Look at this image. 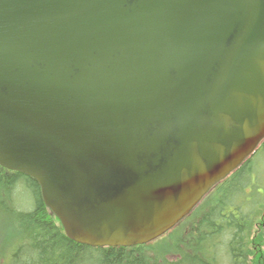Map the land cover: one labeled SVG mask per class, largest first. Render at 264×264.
<instances>
[{
    "label": "water",
    "instance_id": "95a60500",
    "mask_svg": "<svg viewBox=\"0 0 264 264\" xmlns=\"http://www.w3.org/2000/svg\"><path fill=\"white\" fill-rule=\"evenodd\" d=\"M264 139V0H0V166L67 237H161Z\"/></svg>",
    "mask_w": 264,
    "mask_h": 264
},
{
    "label": "trees",
    "instance_id": "16d2710c",
    "mask_svg": "<svg viewBox=\"0 0 264 264\" xmlns=\"http://www.w3.org/2000/svg\"><path fill=\"white\" fill-rule=\"evenodd\" d=\"M260 153L259 156L264 154V144ZM256 158L257 156L233 175L223 187L217 189L212 209L205 212L203 222L200 223L211 230L210 236L204 238V234L201 233L197 234V237L190 234V237L188 236L183 241L186 243V245L183 243L184 246H179L178 242L181 238L175 239V243L172 244L175 248L173 253L165 251L159 253L161 249H164L162 247L164 242L160 243V247L142 245L131 248H95L74 242L67 237L58 218L45 206L39 184L24 174L6 170L1 166L0 214L20 225L22 229L20 238L26 245L19 255L21 259L25 258L34 264H86L89 261L96 264H181V262L182 264H195L193 262L197 261L196 264H200V261L207 260L212 239L218 237L226 239V247L231 252V264H264V238L257 251H255L254 241L258 238H250L253 233L250 222L252 212L248 218L235 220L227 207L228 203L233 202V197L242 191V182L248 178ZM26 191L34 198L32 206L26 203L20 205L17 202V198L24 197L23 194ZM237 208L243 211L241 207ZM198 212L200 211L197 210L196 213ZM242 215L240 212L239 216ZM248 224L249 230L247 231ZM177 232L179 231L174 233ZM202 245L203 248L199 251L198 247ZM153 251L156 256H149ZM168 255H178L180 259L170 262ZM13 261H19V256H13Z\"/></svg>",
    "mask_w": 264,
    "mask_h": 264
},
{
    "label": "rangeland",
    "instance_id": "374dc122",
    "mask_svg": "<svg viewBox=\"0 0 264 264\" xmlns=\"http://www.w3.org/2000/svg\"><path fill=\"white\" fill-rule=\"evenodd\" d=\"M258 156L259 154L257 155V157ZM23 195L24 197L17 198L18 204L23 205L24 203H26L27 205L32 206L34 203L33 196L28 191L24 192ZM232 203L234 204L232 208L242 207L247 211L243 213V216L241 218H248L250 212H252L250 215V222L253 228V233L250 238H258V240L254 241L255 251H257L260 246V242L263 241L264 238V154L260 155L256 159V163L252 167L251 172H249L248 178L242 182V191H240V193L233 197ZM203 215L200 212L195 213L193 222L186 223L177 233L173 234V231L167 237H165L164 240L157 241L155 242V244L153 243L152 247H160V243L164 242L162 246L164 247V249H161L159 253L161 251L173 253L175 248L172 244L175 243V239L181 238V240L178 242L179 246H184V244L186 245V243L183 241L186 240L188 236L190 237V234L197 237V234L201 233L204 234V238L209 237L211 230L203 227L200 224L201 222H203ZM188 220H191V218L189 217L188 219H186V221ZM218 224L219 222L216 223V226H218ZM196 227H198V229ZM246 230H249V224L247 225ZM20 237H22V229L20 225L13 223L8 219L7 216L0 214V264H19V262L20 264H34L33 262L25 258L21 259L19 253L22 252V249L25 248L26 244H24ZM226 245V239L223 237L212 239V244L210 245L209 251L210 253L209 255H207V260L205 262L200 261V264H231V252L230 249L226 247ZM200 247L201 246L198 247L199 251L203 248V245L201 248ZM16 255L19 256V261L14 262L13 256ZM151 255L156 256L154 251L149 254V256ZM167 258L170 262L180 259L178 255H168ZM196 262L197 261L193 263L196 264ZM86 264L96 263H90L89 261Z\"/></svg>",
    "mask_w": 264,
    "mask_h": 264
},
{
    "label": "flooded vegetation",
    "instance_id": "af4514ba",
    "mask_svg": "<svg viewBox=\"0 0 264 264\" xmlns=\"http://www.w3.org/2000/svg\"><path fill=\"white\" fill-rule=\"evenodd\" d=\"M261 147H263V145L261 146ZM251 172V171H250ZM227 183V182H226ZM225 183V184H226ZM224 186V185H223ZM222 186V187H223ZM216 193L217 192H215L214 193V195L213 196H211L208 200H206L205 201V203H204V205L202 206V208H201V210H199L200 211V213L203 215H205V212H209L211 209H212V206H213V198L215 199V195H216ZM232 205H234L233 203H228V205H227V207L229 208V213H230V215H233L234 216V218H235V220H238V219H241V217L243 216H239V214H240V209L239 208H231L230 206H232ZM208 206V207H207ZM207 207V208H206ZM203 208H205L204 210H203ZM241 210H243L242 211V214L244 213V212H247L244 208H242L241 207ZM227 211V212H228ZM235 211V212H234ZM203 215V216H204ZM226 215H229V214H226ZM222 216H225V215H222ZM194 220V219H193ZM193 220L192 221H190V222H193ZM202 220H203V218H202ZM193 225H195V224H193ZM203 226V225H202ZM197 229H198V227H196ZM200 231V230H199Z\"/></svg>",
    "mask_w": 264,
    "mask_h": 264
},
{
    "label": "bare ground",
    "instance_id": "6f19581e",
    "mask_svg": "<svg viewBox=\"0 0 264 264\" xmlns=\"http://www.w3.org/2000/svg\"><path fill=\"white\" fill-rule=\"evenodd\" d=\"M247 166V165H246ZM235 183V182H234Z\"/></svg>",
    "mask_w": 264,
    "mask_h": 264
}]
</instances>
